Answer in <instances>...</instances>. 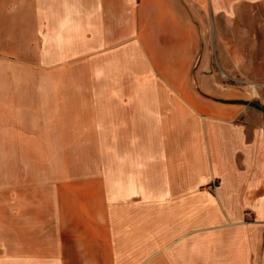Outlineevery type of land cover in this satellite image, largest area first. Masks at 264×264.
Returning <instances> with one entry per match:
<instances>
[{
  "label": "crops",
  "instance_id": "1",
  "mask_svg": "<svg viewBox=\"0 0 264 264\" xmlns=\"http://www.w3.org/2000/svg\"><path fill=\"white\" fill-rule=\"evenodd\" d=\"M0 264H264V0H0Z\"/></svg>",
  "mask_w": 264,
  "mask_h": 264
},
{
  "label": "rangeland",
  "instance_id": "2",
  "mask_svg": "<svg viewBox=\"0 0 264 264\" xmlns=\"http://www.w3.org/2000/svg\"><path fill=\"white\" fill-rule=\"evenodd\" d=\"M228 21L225 20L223 16L213 17L209 14L206 18L207 27L210 29V34L212 36L211 45V56L212 64L211 70L215 76V80L219 84H227L230 86H238L239 84H245L248 86L253 85L257 87L259 83L254 80H239L237 78V71H231V75H227V69L231 68L232 63H228L225 58V52L229 49L231 52L237 55L238 45L241 42L242 46L246 45L249 55L253 53L254 48V38L253 32H251L250 39L244 41V37L239 36V31L237 30L238 20L229 21L231 25H228ZM240 38V40H239ZM252 56V55H251ZM247 74L254 75V66L253 63H249L246 66ZM259 71V69L257 70Z\"/></svg>",
  "mask_w": 264,
  "mask_h": 264
},
{
  "label": "built area",
  "instance_id": "3",
  "mask_svg": "<svg viewBox=\"0 0 264 264\" xmlns=\"http://www.w3.org/2000/svg\"><path fill=\"white\" fill-rule=\"evenodd\" d=\"M252 88H255L253 85H251Z\"/></svg>",
  "mask_w": 264,
  "mask_h": 264
}]
</instances>
